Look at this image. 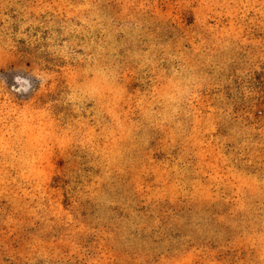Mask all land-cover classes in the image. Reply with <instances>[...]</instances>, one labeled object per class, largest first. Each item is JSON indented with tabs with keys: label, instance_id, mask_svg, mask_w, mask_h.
I'll list each match as a JSON object with an SVG mask.
<instances>
[{
	"label": "rangeland",
	"instance_id": "rangeland-1",
	"mask_svg": "<svg viewBox=\"0 0 264 264\" xmlns=\"http://www.w3.org/2000/svg\"><path fill=\"white\" fill-rule=\"evenodd\" d=\"M0 264H264V0H0Z\"/></svg>",
	"mask_w": 264,
	"mask_h": 264
}]
</instances>
